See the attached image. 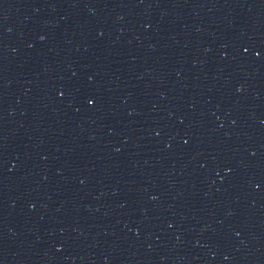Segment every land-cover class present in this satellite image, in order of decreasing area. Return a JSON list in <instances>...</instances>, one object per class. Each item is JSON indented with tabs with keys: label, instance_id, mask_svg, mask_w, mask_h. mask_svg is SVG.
<instances>
[{
	"label": "water",
	"instance_id": "1",
	"mask_svg": "<svg viewBox=\"0 0 264 264\" xmlns=\"http://www.w3.org/2000/svg\"><path fill=\"white\" fill-rule=\"evenodd\" d=\"M0 264H264V0H0Z\"/></svg>",
	"mask_w": 264,
	"mask_h": 264
}]
</instances>
